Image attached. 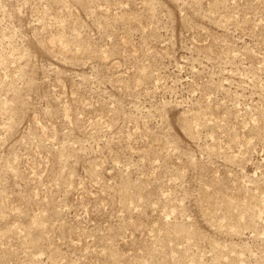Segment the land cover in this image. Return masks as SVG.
<instances>
[{
    "label": "rangeland",
    "instance_id": "374dc122",
    "mask_svg": "<svg viewBox=\"0 0 264 264\" xmlns=\"http://www.w3.org/2000/svg\"><path fill=\"white\" fill-rule=\"evenodd\" d=\"M0 264H264V0H0Z\"/></svg>",
    "mask_w": 264,
    "mask_h": 264
}]
</instances>
